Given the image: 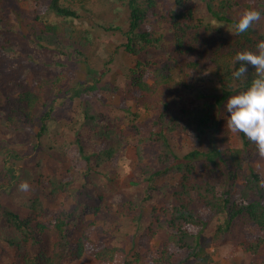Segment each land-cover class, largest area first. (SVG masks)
<instances>
[{
  "label": "trees",
  "instance_id": "16d2710c",
  "mask_svg": "<svg viewBox=\"0 0 264 264\" xmlns=\"http://www.w3.org/2000/svg\"><path fill=\"white\" fill-rule=\"evenodd\" d=\"M28 1L27 7L22 10V0H0V39L4 43L0 45V52L3 53L1 50H4L11 60L28 64L25 73L31 78L30 82L20 85L17 90L12 91L3 83L0 86V122L8 128L5 130L8 138L0 136V176L3 177L0 184L4 186L0 195H11L15 204L27 211V215H23L19 210L8 208L0 200V247L3 243L8 245L12 251L9 253L10 260L13 259L12 264H65L71 256L79 259L85 253L97 260L110 262L122 248L94 243L86 231L82 232L76 243L71 238L72 231L80 223H84V217L80 216L83 206L80 196L84 192L81 193V187L72 185L78 179L75 175L71 180H55L57 185L52 189L54 196L57 191L62 190L78 202V206L71 210L64 209L57 216L48 217L44 207L47 198L45 193L19 190L21 183L27 182L29 185L34 173L18 167V159L30 156H26L24 151L20 156L19 151L12 146L26 144L24 138L31 130L30 125L37 124L40 129L33 148L42 144L43 156L44 153L55 156L56 151L46 147L50 146L46 144V137L61 111L66 109L65 106L79 111L77 120L81 125L77 128L78 137L82 127L97 130L101 128L106 116L91 105V100L96 98L106 102L101 93L108 89L106 84L101 83L105 71L98 70L89 62L88 55L69 41L74 36H81V29L91 35V31L83 26L84 23L77 22L83 17L82 11H88L87 8L95 0L25 2ZM157 1L111 0L113 10L118 16L108 26L104 23L99 25L101 29L118 34L122 39L120 45L126 50L144 55L148 63L151 61L153 67L149 70V76L152 81L144 80L142 76L135 77L134 85L127 91L129 99L143 102L147 111L159 108L169 93L176 94L183 88H190V83L194 80L192 74L184 73L180 77L174 73L170 62L154 57L153 48L160 47L159 38L152 28H143L142 24L147 18V12L157 6ZM204 2L211 12L212 21L220 27L228 24V32L233 33L234 37L221 40L213 50V74L217 87L212 97L207 96V88L200 87L198 89L203 93L201 97L207 99L187 111L184 116L179 117L177 112L172 113L168 103H163L164 108L157 115H148L147 123L153 127V133L159 136L156 145L152 143L150 136L146 137V133H137V136L144 138L140 144L155 145L153 147L160 150V153L151 154V158L157 162L152 164L154 166L150 172L141 174L149 182L150 189L143 199H150L157 190L163 191L165 187L173 188V196L167 202L166 215L160 223L172 239L178 238L188 247L189 256L196 259L195 264L213 262V257L205 248L207 239L205 240L203 232L213 224L216 216L224 218L214 222L213 246L221 244L238 218L246 217L260 228L262 234L243 242V249L253 257L250 264H264V177L254 164L255 159L262 156L255 143L242 132L239 133V146L232 144L228 132L220 134V141L215 136L229 96L245 90L256 75L254 66L249 64L248 72L243 77H233L232 73L240 64L235 60L236 54L242 50L256 51L257 43L264 40V14L245 33L237 34L235 26L239 18L236 13L240 7L247 10L255 8L264 13V0ZM175 3L177 9H170L163 14L161 21H168L174 31L175 56L194 54L201 44L202 20L187 5V0H175ZM36 18L41 24L35 23ZM203 42L212 45V40ZM24 43L26 44L23 46ZM48 46L52 48L49 50ZM141 61L142 56L137 63ZM189 65L192 68L197 63ZM113 67L115 66L111 65L103 69ZM80 71L89 76L86 81L79 78ZM74 79L77 80L75 84L71 82ZM123 106L126 110L127 105ZM168 114L171 117L167 118ZM16 121L19 122V128H16ZM170 121L172 124L167 126ZM169 127L174 130L177 128L191 137L193 144L188 151L178 152L169 148L168 138L165 137V130L168 132ZM132 141L133 138H128L123 147ZM67 146L70 149L69 143ZM83 149L82 146L79 147V152L82 153ZM140 149L143 150L141 146ZM60 150L57 154L66 161L68 150L62 154ZM38 154L35 153L36 157ZM82 155L90 160L89 155ZM171 173H180L175 184L157 185L159 178ZM135 205L139 203L136 202ZM204 211L209 215L204 216ZM95 213L98 214V210ZM47 233L50 234L49 243L45 242ZM135 257L141 259L138 255ZM156 259V264L167 262L163 256Z\"/></svg>",
  "mask_w": 264,
  "mask_h": 264
},
{
  "label": "rangeland",
  "instance_id": "374dc122",
  "mask_svg": "<svg viewBox=\"0 0 264 264\" xmlns=\"http://www.w3.org/2000/svg\"><path fill=\"white\" fill-rule=\"evenodd\" d=\"M25 1L22 0V10L29 3ZM110 1L95 0L87 8L88 11H82L83 17L77 23H84L83 26L91 31V35L87 32V36L86 31L81 29V36H74L72 40H69L75 48L81 49L88 55L89 62L98 70L105 71L101 83L106 84L108 89L102 90L101 94L106 98V102L96 98L91 100V105L106 116L100 125L101 128L94 130L82 127L81 135L78 137L77 128L81 125L77 120L79 111L65 106L66 109L61 111L46 137V144L50 145L46 147L56 151L55 156L50 152V154L44 153L43 156L44 145L42 144L33 148L37 142L36 134L40 129L37 124H32L29 127L31 130L24 138L26 144L12 146L19 151L20 156L23 154L22 151L26 153V156H30V158L18 159L17 165L21 170L26 168L33 171L27 192L30 193L33 190L46 194L44 207L47 209L48 217L57 216L64 209L71 210L78 206V202L65 191L59 190L55 196L53 194L57 185L55 180H71L75 175L78 179L72 185L81 187V193L84 192V195L80 196V200H83L80 216L84 217V223H80L78 228L72 231L73 242L76 243V240L82 236V232L86 231L94 243L122 248V251H119L115 259L110 262L97 260L94 256L85 253L79 259L71 256L65 264H127V262L128 264H156L155 259L160 256L166 258L167 262L158 264H195L196 259L189 256L188 247L178 238L172 239L160 223L166 215L167 202L173 196V188L165 187L163 191L157 190L150 199H143L150 189L149 182L141 174L145 171L150 172L154 166L152 164H156L157 160L152 159L151 154L160 153L159 149L153 147L158 143L159 136L153 133V127L147 123L146 118L148 115H157L164 108L163 103L169 104L172 113L177 112L179 117L184 116L187 111L207 99L201 97L203 93L198 89L200 87L207 88L209 94L207 96L212 97L217 87L213 74L215 67L212 59L213 50L221 40L231 39L234 34L228 32V24L220 27L212 21L211 12L204 0H187V5L193 8L196 16L202 20L201 44L194 54L176 57L174 31L168 21H161V16L170 9H177V5L175 0H158L155 9L147 12V18L142 24L143 28H152L159 38L160 47L153 48L154 57L170 62L172 70L180 77L184 73L192 74L194 80L190 83V88H183L176 94L169 93L165 101L160 103L159 108L147 111V106L143 102L129 99L127 91L134 85L135 77L142 76L144 80L152 81L149 76V70L153 67L152 63L150 60L148 63L144 55L131 53L122 47L120 45L122 39L118 34L100 28V24L104 23L108 26L118 16ZM246 10L245 7H240L236 13L237 17L239 18ZM124 22L125 20L121 21V23ZM35 23L41 24L37 18ZM262 31L264 32V25ZM205 35L209 37L206 38ZM203 40H212V45L205 44ZM2 44L4 43L0 39V45ZM51 48L48 46L49 50ZM1 51L3 53L0 52V86L2 83L6 84L13 91L17 90L20 85L30 82L31 78L25 73L29 65L22 64L19 60H11L4 50ZM141 56V63H137ZM195 62L196 67L190 68L189 63ZM111 65L115 67L103 69ZM88 77L83 71L79 72L81 80L86 81ZM178 81L181 80L178 79ZM71 82L75 84L77 80L74 79ZM123 104L127 105L126 110ZM1 106L0 103V109ZM169 117H171L170 114L167 118ZM171 121L167 126L172 124ZM226 121L227 113L224 108L223 119L215 134L217 140L220 141V134L228 132L232 144L239 146V133L232 132ZM18 126L19 122L16 121V128H19ZM7 129V126L0 122V136L5 139L8 138L5 132ZM139 132L146 133V137L150 136L155 145L140 144L144 138L137 136ZM184 133L177 128L174 130L169 127L168 132L165 130V137L168 138L171 150L185 152L192 147L191 137ZM128 138H133V141L123 147ZM68 143L70 149H68ZM81 146L84 148L82 153L90 156L89 161L79 152ZM146 147L149 149L145 150ZM58 150L61 154L68 150L66 161H63L57 154ZM34 152L37 154L39 152L37 157ZM254 164L264 177V156L255 159ZM90 166L93 167L90 168ZM86 170L88 173H85ZM179 176L180 173H171L161 177L157 185L175 184ZM2 179L3 177L0 176V180ZM3 190L4 186L0 184V193ZM0 200L8 208L19 210L23 215H27L25 208L15 204L11 195L6 193L3 196L0 195ZM136 202L139 205H135ZM97 210L98 214L95 213ZM208 215V212L204 211V216ZM223 218V216H216L213 221L216 223ZM214 222L203 232L205 240L207 239L205 248L213 257L211 264H250L253 257L250 252L243 249L242 243L261 235L260 228L246 217H240L234 222L231 230L225 234L221 244L213 246L212 237L216 225ZM202 240L204 241V238ZM45 242H50L49 233L45 235ZM5 244H1L5 247H0V264H12L13 259L10 260L9 254L12 251ZM137 255L141 257L140 260L135 257Z\"/></svg>",
  "mask_w": 264,
  "mask_h": 264
},
{
  "label": "clouds",
  "instance_id": "9594fccd",
  "mask_svg": "<svg viewBox=\"0 0 264 264\" xmlns=\"http://www.w3.org/2000/svg\"><path fill=\"white\" fill-rule=\"evenodd\" d=\"M259 9L244 11L237 23L236 33H245L261 20ZM235 60L240 62L239 67L232 73L240 79L247 72V65L255 68V78L243 91L229 96L224 108L227 113V126L232 132H242L250 141L255 143L258 153L264 156V40L256 45V51L242 50L236 54ZM27 182L19 185V190L27 191Z\"/></svg>",
  "mask_w": 264,
  "mask_h": 264
}]
</instances>
